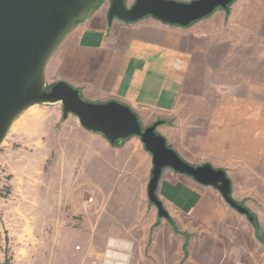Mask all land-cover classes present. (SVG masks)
Instances as JSON below:
<instances>
[{"label":"rangeland","instance_id":"1","mask_svg":"<svg viewBox=\"0 0 264 264\" xmlns=\"http://www.w3.org/2000/svg\"><path fill=\"white\" fill-rule=\"evenodd\" d=\"M183 34L179 106L203 133L219 128L239 143L232 156L243 160L222 170L254 221L222 199L181 225L144 220L123 233L130 239L107 240V149L77 117L64 120L61 104L35 105L0 146V264H102L108 251L123 264H264V0H237Z\"/></svg>","mask_w":264,"mask_h":264},{"label":"crops","instance_id":"2","mask_svg":"<svg viewBox=\"0 0 264 264\" xmlns=\"http://www.w3.org/2000/svg\"><path fill=\"white\" fill-rule=\"evenodd\" d=\"M106 5L108 8L101 10ZM110 5L104 0L95 16L79 23L68 36L47 66L48 80L52 84L67 82L88 102L126 105L144 128L160 122L157 132L193 166L210 164L227 170L235 161L243 160L240 155L232 156L241 150L232 133L224 136L219 128L203 133L179 106L190 62L179 41L185 28L152 17L135 23L118 19L109 23ZM85 131L93 133L91 139L107 149L105 164L98 158L100 148H89L94 163L107 165V240H128L123 233H130L134 225L146 220L149 229L161 221L149 200L153 159L142 140L132 137L114 147L103 135ZM157 196L179 225L199 209L210 214L213 203L223 201L215 188L169 168L163 170Z\"/></svg>","mask_w":264,"mask_h":264},{"label":"water","instance_id":"3","mask_svg":"<svg viewBox=\"0 0 264 264\" xmlns=\"http://www.w3.org/2000/svg\"><path fill=\"white\" fill-rule=\"evenodd\" d=\"M109 1V23L114 19L135 23L152 17L187 28L218 10L228 11L237 0H136L131 8L126 0ZM103 3L104 0H0V146L27 109L61 104L64 120L76 116L85 130L103 135L114 147L132 137L142 140L153 159L148 194L159 220L171 219L157 196L160 178L167 168L215 188L229 206L249 216V210L233 199L227 172L210 164L196 167L184 161L157 132L160 122L144 128L130 107L117 101L88 102L79 89L64 81L48 88L46 72L51 58L78 24L92 19Z\"/></svg>","mask_w":264,"mask_h":264},{"label":"built area","instance_id":"4","mask_svg":"<svg viewBox=\"0 0 264 264\" xmlns=\"http://www.w3.org/2000/svg\"><path fill=\"white\" fill-rule=\"evenodd\" d=\"M107 258L109 260L104 261L102 264H123L121 261V260H123V256L121 254L116 253V252L108 251L107 252ZM112 258H118L119 260L113 263L111 261ZM93 264H98V262H94Z\"/></svg>","mask_w":264,"mask_h":264},{"label":"trees","instance_id":"5","mask_svg":"<svg viewBox=\"0 0 264 264\" xmlns=\"http://www.w3.org/2000/svg\"><path fill=\"white\" fill-rule=\"evenodd\" d=\"M228 11H229V10H228ZM120 145H121V144H120ZM120 145H118V146H120ZM118 146H117V147H118ZM249 217H250V219H251L252 221H254V220H253V219H254V216H253L251 213H249ZM169 222H170L171 224L174 223L172 219H170Z\"/></svg>","mask_w":264,"mask_h":264}]
</instances>
